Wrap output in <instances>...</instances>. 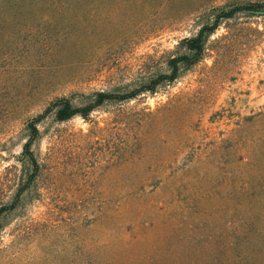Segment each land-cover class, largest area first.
<instances>
[{
  "label": "rangeland",
  "instance_id": "1",
  "mask_svg": "<svg viewBox=\"0 0 264 264\" xmlns=\"http://www.w3.org/2000/svg\"><path fill=\"white\" fill-rule=\"evenodd\" d=\"M264 0H0V264H264V12L238 13L173 82L88 119L216 8ZM32 126L38 136L24 153Z\"/></svg>",
  "mask_w": 264,
  "mask_h": 264
},
{
  "label": "trees",
  "instance_id": "2",
  "mask_svg": "<svg viewBox=\"0 0 264 264\" xmlns=\"http://www.w3.org/2000/svg\"><path fill=\"white\" fill-rule=\"evenodd\" d=\"M257 12H264V1L230 3L223 7L216 8L211 22L203 24L198 29L196 35L189 38H183L178 42L179 52L170 57L166 62L168 72L157 73L150 76L125 92H92L83 98L80 104L76 105L73 104L69 98H60L51 104L48 110L53 113L55 120L58 122L67 121L75 116L88 119L92 112L99 109L105 103L128 102L137 98L141 94H153L161 84L171 83L177 79L181 67L188 68L193 66L203 58L205 53V42L208 36L219 28L222 21L234 18L238 13L255 14ZM37 136L38 130L35 126H32L31 135L23 147L24 153L27 154L30 164L33 165L34 172L30 177H34L38 170V163L31 152V146ZM30 179L31 178H29V180L17 190L14 200L9 204L0 205V217L3 213L11 211L16 207L19 196L24 192L28 184H30Z\"/></svg>",
  "mask_w": 264,
  "mask_h": 264
}]
</instances>
